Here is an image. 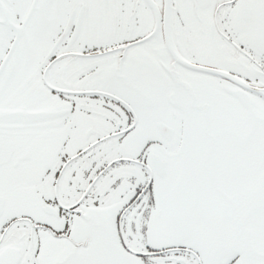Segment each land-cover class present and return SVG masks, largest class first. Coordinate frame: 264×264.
<instances>
[{"label": "snow or ice", "instance_id": "obj_1", "mask_svg": "<svg viewBox=\"0 0 264 264\" xmlns=\"http://www.w3.org/2000/svg\"><path fill=\"white\" fill-rule=\"evenodd\" d=\"M0 264H264V0H0Z\"/></svg>", "mask_w": 264, "mask_h": 264}]
</instances>
